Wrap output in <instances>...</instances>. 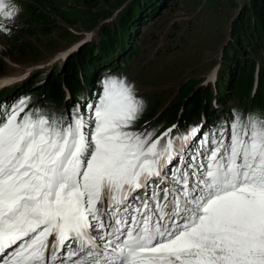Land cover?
I'll use <instances>...</instances> for the list:
<instances>
[{
    "label": "snow or ice",
    "instance_id": "snow-or-ice-1",
    "mask_svg": "<svg viewBox=\"0 0 264 264\" xmlns=\"http://www.w3.org/2000/svg\"><path fill=\"white\" fill-rule=\"evenodd\" d=\"M30 103L0 104V264H264V111L157 135L115 78L60 117Z\"/></svg>",
    "mask_w": 264,
    "mask_h": 264
},
{
    "label": "rangeland",
    "instance_id": "rangeland-1",
    "mask_svg": "<svg viewBox=\"0 0 264 264\" xmlns=\"http://www.w3.org/2000/svg\"><path fill=\"white\" fill-rule=\"evenodd\" d=\"M26 1L22 2L21 0L19 2L15 0V4L20 11L12 24L18 23L17 26H20L24 22L30 23V27L26 28L31 32L17 31L15 37L0 34V59L10 60L8 66L0 61V76H3L0 78L5 76L18 77L6 84L0 92L7 88L11 90L15 85L17 88L14 87L13 90L23 88V84L30 81L41 70H44L43 73L45 74L42 78L44 79L51 73L56 64L64 68L71 58L77 56L84 49L83 47L71 48L73 47L71 44L86 37L84 35L86 32L93 34L90 42H94L96 46L93 48L97 50V46L103 40L102 33L106 28L108 33H104L109 42L102 44V48H118L122 41L128 38L126 40L128 44L125 47H129L135 53L122 61L125 54L121 53L120 50H116L113 55L119 62V69L114 70L111 67L110 71H106L101 75V82L103 83L108 78H115L133 84L138 97L144 101V110L136 124V128L148 129L152 124L148 128L146 125L153 123L160 113H163L153 127L156 129V133L159 134L172 122L178 120L177 117L172 120L173 114L176 113L177 115L179 110V108L176 110L175 103L189 94L194 84V89L200 86L197 90L206 87H214L215 89L213 83L218 72L219 76L217 77L222 81L226 82V78L231 77V71L229 70L228 74L227 68L223 67L220 52L226 44L223 54L226 49L232 55L235 54L234 49L229 48L234 41L233 33H230V25L233 19H236L239 14L241 15L243 5L247 0H174L172 3H166V9H162L155 17L150 18L145 27L141 26L142 21L138 23L140 25L138 31L133 25L131 26L132 31L129 30L128 25L119 20L124 5H128L132 0H72L78 6L82 5L83 7L76 8L77 5H74L75 8L69 10L67 0H43L38 3L37 7L27 4ZM31 1L36 2V0ZM32 6L36 8L35 17L33 12L30 11ZM132 6L135 7V15L137 16L140 12L138 2ZM97 14L100 15L97 16ZM117 21L119 22L117 23ZM79 31L82 32L81 36L76 35ZM131 33L132 35H130ZM92 42L88 44L90 45ZM31 48L41 50V54L39 56L30 55ZM21 49H25V55L22 54ZM67 50L73 51L60 59L57 54L61 55ZM53 58L59 60L44 66ZM241 60L248 65L253 63L255 66L257 62L259 65H264L261 59L253 54H244L241 56ZM105 61L110 60L107 57ZM30 66H33V69L27 71ZM215 68L218 69V72L209 77ZM233 69L235 67L232 64L231 70ZM23 72H25L22 74L23 77L22 75H20L21 77L18 76ZM207 82H209V85L204 86L203 84H207ZM238 82H241L243 87L247 86L248 76L240 77ZM43 86L34 85V91L21 95L13 103L22 98H30V107L39 108L49 115H54V117L64 115L67 112L66 108L69 109V102L65 100V96L63 95L61 102L59 100V102H54L50 99L51 97H48L47 90ZM237 93L243 96L242 100L235 96L229 100L225 108L220 106L219 109L212 110L218 113L214 116L215 120H212L215 121V125L212 126L208 116L202 120L200 128L204 130L203 135H212L218 129H226L232 121V119H227L228 116H243L239 108L241 104L247 106L244 115L250 112L258 114L264 111V92L262 90L259 92V94L263 93L262 97L259 95L255 103H253L255 96L251 99L250 92L246 96L245 88L237 90ZM91 95L90 86L87 89L78 88V99L83 97L84 101L90 98ZM192 95L189 94V97ZM1 100L2 95L0 102ZM166 106L168 108L164 112L162 109ZM226 109L229 113L225 114L223 111ZM185 118L189 124L183 123L185 125L180 132H186L191 126L197 125L198 118ZM218 123L219 125L216 126ZM148 130H151V128Z\"/></svg>",
    "mask_w": 264,
    "mask_h": 264
},
{
    "label": "trees",
    "instance_id": "trees-1",
    "mask_svg": "<svg viewBox=\"0 0 264 264\" xmlns=\"http://www.w3.org/2000/svg\"><path fill=\"white\" fill-rule=\"evenodd\" d=\"M173 1L174 0H133L121 15L120 22H122L123 24H127L129 30L132 31L133 28H131V26L133 25L136 31H138V26H140L138 23L142 21L141 26L144 27L146 25V22L150 18L155 17L162 9H166V3H172ZM136 2H138V5L140 7V12L137 16L135 15V7L132 6ZM99 15L100 14H97V16ZM232 33L234 41L230 44L229 48H233L235 54L232 55L228 51V49H226L223 57V67L227 68L226 71H228V74L229 70L231 71V77L226 78V82L228 83L222 81V79L218 80L216 94H214L215 92L211 88H200L199 90H195L194 84L191 88V92L189 93L193 95L189 97V94H187L179 102L175 103L176 110L180 107V105L184 106V117H187L188 119L195 117L200 118L201 114H205V116H208L210 118L213 126L216 123L212 120H215L214 116L218 114L217 112L212 111L214 109L212 105L213 98H216L218 104L221 107L225 108L229 100L233 97L236 96L241 100L243 99V96L237 93V90L245 88L247 92L246 96L249 95L254 79V65L253 63H250L251 65H248L247 63L242 62L241 56H243L244 54H254L264 61V53H262L264 51V0H247L245 2L242 8L241 15H239L238 20L234 23ZM130 35H132V33ZM7 36L13 37L14 35ZM124 41L125 39L122 41L121 45L118 48H102L101 55L99 57L95 56L94 48L83 49L80 55H77L70 59V61L66 65L64 75L61 73V70L59 68H56L52 76L49 77L46 83L47 85L45 86L48 97H51L50 99L53 100H60L61 102L63 98L62 82H65L71 90H78V88L75 89L73 88V86H78L81 83L80 69L82 68H84L86 71H93V75L90 78L86 77V81L91 82L92 85L90 84V87L93 88L96 94H99V91L94 89V87L97 86L95 78L102 68L108 66V64H105V58L110 57L111 63H114L115 57L111 56V52L114 53L115 50H120L121 53H124L127 56L133 53L132 49H130L129 47H125L126 45H124ZM108 42L109 40L105 38L102 44H107ZM24 50L25 49H21V52L25 55L26 53L24 52ZM31 50L32 52L30 53V55L32 56H39L41 54V50H34L32 48ZM87 56H89V58H87ZM232 64L235 67V69L233 70H231ZM244 75H247L249 79V82L245 87H243V84L241 82H238L239 78ZM259 78V88L264 92V67L261 69ZM35 80L36 78L30 80V82H27V84L23 88L5 91L2 94V103L6 102L10 104L14 100L18 99L22 93L32 89ZM259 92L260 91H258L256 96L254 97L253 103L257 101L259 95H261L262 97L263 93L259 94ZM183 99H186L185 103H183ZM239 108L244 117L247 106H245V104H241ZM223 112L225 114L229 113L227 109ZM233 117L234 116H228L227 119L231 120L233 119ZM175 118L176 113L173 114L172 120H174ZM218 125L219 123L216 126Z\"/></svg>",
    "mask_w": 264,
    "mask_h": 264
},
{
    "label": "water",
    "instance_id": "water-1",
    "mask_svg": "<svg viewBox=\"0 0 264 264\" xmlns=\"http://www.w3.org/2000/svg\"><path fill=\"white\" fill-rule=\"evenodd\" d=\"M238 18V17H237ZM236 18V19H237ZM236 19H233V21H232V23H231V28L233 27V25H234V22L236 21ZM225 49V47L222 49V50H224Z\"/></svg>",
    "mask_w": 264,
    "mask_h": 264
}]
</instances>
